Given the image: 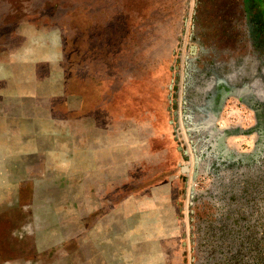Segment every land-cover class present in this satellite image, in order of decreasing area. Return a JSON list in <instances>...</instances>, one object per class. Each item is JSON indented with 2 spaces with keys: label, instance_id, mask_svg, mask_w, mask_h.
I'll use <instances>...</instances> for the list:
<instances>
[{
  "label": "rangeland",
  "instance_id": "374dc122",
  "mask_svg": "<svg viewBox=\"0 0 264 264\" xmlns=\"http://www.w3.org/2000/svg\"><path fill=\"white\" fill-rule=\"evenodd\" d=\"M250 25L244 0H0V264H264Z\"/></svg>",
  "mask_w": 264,
  "mask_h": 264
},
{
  "label": "trees",
  "instance_id": "16d2710c",
  "mask_svg": "<svg viewBox=\"0 0 264 264\" xmlns=\"http://www.w3.org/2000/svg\"><path fill=\"white\" fill-rule=\"evenodd\" d=\"M244 1L247 19L251 24L249 28L252 35L251 40L253 42V46L257 52L264 56V0H258V3L255 0ZM250 96L253 102L255 101L253 106L258 115L259 125L264 126V103H260L254 99L252 95Z\"/></svg>",
  "mask_w": 264,
  "mask_h": 264
},
{
  "label": "flooded vegetation",
  "instance_id": "af4514ba",
  "mask_svg": "<svg viewBox=\"0 0 264 264\" xmlns=\"http://www.w3.org/2000/svg\"><path fill=\"white\" fill-rule=\"evenodd\" d=\"M220 93L219 94H221L222 95V97H223V91H222V89L220 88L219 90H218ZM219 94L217 95V96H219ZM241 94H243V93H241ZM225 95V94H224ZM241 96H244V95H241ZM245 97V96H244ZM241 98H243V97H241ZM218 97H217V100L213 103V104H211V105H209V108H210V110H212V112H213V108L214 107H212V105H215L216 104V102L218 101ZM219 101H220V99H219ZM246 101L248 102V100L246 99ZM219 103V102H218Z\"/></svg>",
  "mask_w": 264,
  "mask_h": 264
},
{
  "label": "water",
  "instance_id": "95a60500",
  "mask_svg": "<svg viewBox=\"0 0 264 264\" xmlns=\"http://www.w3.org/2000/svg\"><path fill=\"white\" fill-rule=\"evenodd\" d=\"M238 94H240V92H239ZM213 120H214V119H213Z\"/></svg>",
  "mask_w": 264,
  "mask_h": 264
}]
</instances>
